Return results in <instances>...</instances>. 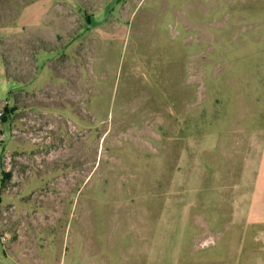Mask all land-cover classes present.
Returning <instances> with one entry per match:
<instances>
[{"label":"rangeland","instance_id":"obj_1","mask_svg":"<svg viewBox=\"0 0 264 264\" xmlns=\"http://www.w3.org/2000/svg\"><path fill=\"white\" fill-rule=\"evenodd\" d=\"M35 1L0 0V264H95L264 168V0H55L41 33Z\"/></svg>","mask_w":264,"mask_h":264},{"label":"crops","instance_id":"obj_2","mask_svg":"<svg viewBox=\"0 0 264 264\" xmlns=\"http://www.w3.org/2000/svg\"><path fill=\"white\" fill-rule=\"evenodd\" d=\"M56 4L55 0H37L25 6L17 25L41 33L50 28L54 17L56 20L57 11L52 8ZM92 24H82L78 30H92ZM47 52L53 49L40 50L37 60L48 61ZM249 161L242 164L240 182L229 186V197L217 200L214 211L208 210L205 215L199 209L204 204L194 202L198 209L191 229L131 233L123 237L130 241L118 254L115 245L119 233H103L97 238L102 247L97 249L95 264H264V168H256V178L247 181L252 166ZM90 254L81 250L79 255L85 257H80L78 264H90Z\"/></svg>","mask_w":264,"mask_h":264},{"label":"trees","instance_id":"obj_3","mask_svg":"<svg viewBox=\"0 0 264 264\" xmlns=\"http://www.w3.org/2000/svg\"><path fill=\"white\" fill-rule=\"evenodd\" d=\"M1 115H2V116H1V120H2V121H5V120H6V117H4L3 114H1Z\"/></svg>","mask_w":264,"mask_h":264}]
</instances>
